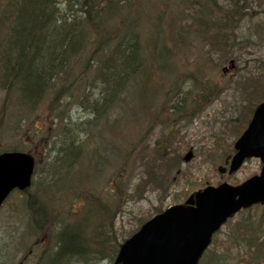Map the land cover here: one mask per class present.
I'll return each mask as SVG.
<instances>
[{"label": "rangeland", "instance_id": "rangeland-1", "mask_svg": "<svg viewBox=\"0 0 264 264\" xmlns=\"http://www.w3.org/2000/svg\"><path fill=\"white\" fill-rule=\"evenodd\" d=\"M59 2V8L69 14L65 0ZM218 3L228 8L231 5L229 0H218ZM148 4L149 2L146 4L149 8ZM245 5L248 7L247 15H237L240 22L235 24L226 43L205 41L199 34L198 24L188 17H181V8L172 10L165 8L161 38L168 48L175 49L178 53L172 52L167 60L165 58L160 60L163 67L169 65L167 70L156 64L146 68L149 75L144 83L150 82L155 85L150 96L147 88L139 86L134 90L135 99H128L126 105H117L113 113L100 121L94 119L90 107L85 109L91 102L82 98L83 93L88 95L91 101L100 96V89L93 87L95 85L92 84L93 74L81 78L73 75L70 92L73 93L75 88L77 91L72 94L71 99L66 98L61 102L56 100L53 106H57L58 111L53 112L48 105V99L53 98V94L61 87L60 81H56L52 91L47 92L39 105L35 106V114L28 116L26 120L23 119V110L17 109L14 105L9 110L5 107L4 94L0 93V152L28 151L38 166L34 177L35 186L25 192V195L13 192L0 208V264H35L46 250L45 244L49 238L39 246L35 243L38 240L33 236L34 233L27 231L28 211H31L27 203L32 201V195L39 196L42 200L37 199L38 202L47 209L55 207L59 212H67L69 215L65 218L67 221L70 218L75 219L74 206H77L81 198L86 199L83 196L76 200V192L82 193L78 188L67 184L61 187L57 183L58 177L63 173L59 168L60 164L55 161L60 158L58 152L61 150V142L67 146L73 141L71 143L73 153L70 154L69 149L65 150V147L62 151V153L65 151V155L63 153L62 156L68 159L65 168L78 170L80 164L77 162L82 161L88 153L104 156L106 164L97 171L93 179L103 178V181H106L112 174L109 171V164L114 167L118 165L114 162V155L112 153L108 155L105 147L97 148L102 143L96 137L97 132L104 129L105 143L109 148H112V136L120 134L121 138L128 140L121 152V158H128L127 167L132 172L133 180L126 182L124 175L119 174L120 178L111 179L109 188H103L104 182H101L91 193L102 197L103 203L107 204L113 200L109 191L116 184L115 181L118 182L121 198L116 207L112 229L118 245L135 233L143 222L156 216L157 211L161 212L173 205L182 204L188 196H193L202 187L216 186L220 181L237 185L259 174L261 165L256 159L246 161L241 169L231 176L227 174L221 176L216 170L217 167L224 166L223 162L232 150L235 132L247 121L248 109L252 108L249 96L259 89V78L263 77L264 80V0H247ZM160 13L156 7L151 6L139 28L146 46L150 39L154 42L153 34L159 32L155 20ZM174 41L176 42L172 43ZM150 54H155L152 47ZM88 56L89 51H86L83 58ZM230 60L234 61L231 68ZM92 64L90 61L89 66ZM223 68H227L225 73L222 72ZM92 69L93 67L90 71ZM200 74L220 84L223 87L222 91L217 89L213 97H210L205 105L204 103L200 105L199 109L197 107L198 110L190 118L179 120L174 115L167 116L166 111L174 102V94H178L177 98L184 97L185 102L190 103L200 93L191 90L193 83L189 84V80L199 78ZM137 82L143 83L139 80ZM155 89L158 90L153 93ZM149 98L150 106L145 102ZM142 104L144 107L148 106V114L144 121L140 122L137 117L144 108L137 109L135 105L141 107ZM134 108L136 113L130 114ZM19 115L21 118H14ZM10 117L15 120L12 125L8 124ZM163 119H168L167 123H163ZM83 150L84 152L80 153ZM188 150L193 153V158L183 162ZM164 152L179 157V173L172 176L171 181H166L170 185L165 196L160 194L157 189L158 183H154L152 178L135 189V184L143 174L146 178L165 174V163L170 161L171 157L162 160L158 155ZM153 165H156V169L151 171ZM121 171L126 173L125 169ZM69 178L74 182V173H70ZM83 181L89 182L88 179ZM123 189L131 193L132 199L124 197ZM28 193L32 194L28 197ZM261 214H264L262 207H252L248 211L237 213L216 234L213 251L224 259L222 264H239L236 263L238 255H241L239 248L229 241L232 229L238 227L241 230L251 222L257 224L261 221ZM55 223L56 217L53 218V224ZM263 225L264 220L262 228ZM60 227L61 225H53L56 230ZM88 245L91 248L89 242ZM209 256L210 253L205 254L200 264H204ZM260 260L263 263L257 264H264V261ZM97 264H111V261L107 259Z\"/></svg>", "mask_w": 264, "mask_h": 264}, {"label": "trees", "instance_id": "trees-1", "mask_svg": "<svg viewBox=\"0 0 264 264\" xmlns=\"http://www.w3.org/2000/svg\"><path fill=\"white\" fill-rule=\"evenodd\" d=\"M229 1L230 8L220 5L218 0H166V2H160V0H68L66 6L70 10L69 14H66L58 7L57 0H0V11L2 10L0 13V93L4 94V105H9L17 91L22 105L29 103L30 109H34L44 95L52 91L56 81L59 80L61 83L59 91L53 94V98L48 99V105L53 112H56L58 107L53 106L55 101L72 97V94L77 91L75 88L73 93L70 92L73 86V75L81 78L93 74L92 84L95 85L93 87L100 89V97L92 100L91 109L94 119L100 121L113 113L117 105H126L128 98L132 96L135 98V89L132 85L137 79L143 82L140 86L147 88L150 96L155 85L150 82L144 83L149 75L146 68L155 64L162 68L160 62L162 58L167 60L172 52L178 53L177 50L168 48L164 39L161 38L165 8L166 10L181 8V17H188L195 21L199 27V34L205 38V41L226 43L235 24L240 22L237 15H247L248 11L245 5L247 0ZM147 2H149V8L146 5ZM74 6H77L76 9H73ZM151 6L161 12L155 20L159 32L153 34L154 42L150 39L146 46L139 33L138 23L148 15V12H144L145 7L150 12ZM151 47L155 54H150ZM86 51H89V56L83 58ZM90 61L93 63L92 66H89ZM91 67H93L92 71H90ZM259 79L260 87L256 93L258 95L252 93L249 98L250 103L264 96V80L263 77ZM192 83L190 89L200 92L194 99L195 109L197 107L199 109L203 103L205 105L217 89L221 91L223 89L220 84L203 74H200L197 79L189 80V84ZM157 90L155 89L153 93ZM89 99L90 97H87V100ZM145 102L149 104V100ZM19 106L21 105L18 104ZM148 106L144 107L142 104L145 110L141 116L137 117L140 118V122L144 121L145 113L148 114ZM166 112L167 116L174 115L180 120V117L176 115L188 116L193 110L188 108L184 97H180L170 104ZM167 121L168 119H163L162 122L167 123ZM246 123L247 121L235 132L234 140L245 129ZM103 131L104 129L98 132L102 141L101 147H105V151L109 152L108 155L111 153L114 155V162L118 165L114 167L109 164V171L112 174L106 181H103V178H90L89 182H84V177L80 179L89 164L88 158L80 161L78 170L65 168L68 159L62 156L63 153L65 155V151L62 153L64 147L65 150L69 149L70 154L74 151L71 142L67 146L61 142V150L58 152L60 158H57L56 162L60 164L59 168L63 173L58 177L57 183L61 187L67 184L82 191L81 194L76 192V200L86 197L85 200L81 198L77 206H74L76 209L74 220L70 217L69 221L65 220L69 216L67 212H59L55 207L47 209L38 202L37 199L42 200L39 196H31L33 199L28 203L31 211L27 231L33 232L37 240L44 238L43 243L49 238L45 244L44 254L38 257L35 264L82 262L97 264L107 259L111 262L114 260L119 245L115 242L112 229L116 207L121 198V188L115 181L116 184L109 191L113 200L107 204L103 203L102 197L91 193L101 182H104L102 187L107 188L111 179L120 178L119 174L124 175L126 182L132 181L133 175L127 167L128 158H121V152L125 149L128 140L121 138L120 134L112 136V148H109L105 143ZM115 131L119 132L117 129ZM158 156L162 160H166L168 156L171 157L170 161L165 163V174L147 178L143 174L138 179V184H135V189L152 178L154 183H158L157 189L160 194L165 196L170 185L166 181H171L172 176H177L179 173V157L174 154L167 155L165 152L159 153ZM97 157L103 158L100 154H95L91 159ZM98 165L99 163L97 167ZM121 169H125L126 173L124 174ZM154 169L156 165L152 166L151 171ZM91 171V176H94L98 168L93 167ZM70 173L75 175L74 182L69 178ZM88 173L87 171V176ZM124 179L123 183H125ZM130 194L123 189L124 197L132 199ZM54 217H56L55 224L61 225L57 230L53 228ZM260 219L261 221L257 224L248 223L241 230L238 227L232 229L229 236L230 243L243 244L244 249L242 255H238L236 263L255 264L254 260L264 258V225L262 228L264 214ZM222 261L224 259L211 250L204 264H222Z\"/></svg>", "mask_w": 264, "mask_h": 264}, {"label": "water", "instance_id": "water-1", "mask_svg": "<svg viewBox=\"0 0 264 264\" xmlns=\"http://www.w3.org/2000/svg\"><path fill=\"white\" fill-rule=\"evenodd\" d=\"M235 149L230 171H236L244 159L256 157L263 163L259 176L241 186L208 187L188 200L192 206L166 210L122 245L114 264H197L212 234L227 218L243 207L264 203V103L254 112ZM32 169L33 161L27 155H0V204L14 188L29 186Z\"/></svg>", "mask_w": 264, "mask_h": 264}]
</instances>
